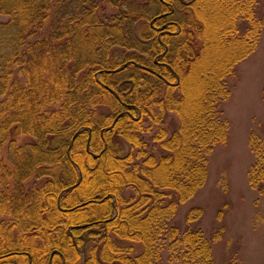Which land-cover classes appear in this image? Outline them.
Wrapping results in <instances>:
<instances>
[{
	"label": "trees",
	"instance_id": "1",
	"mask_svg": "<svg viewBox=\"0 0 264 264\" xmlns=\"http://www.w3.org/2000/svg\"><path fill=\"white\" fill-rule=\"evenodd\" d=\"M126 4L104 21L94 0H0V215L11 217L0 225V264H161L165 249L178 264L214 263L194 227L201 208L183 229L174 218L227 141V79L258 45V0ZM117 46L131 51L110 53ZM98 104L113 115L95 116ZM167 112L180 123L151 136L156 157L142 121L159 125ZM12 133L32 140L19 145ZM114 136L136 153L120 155ZM257 141L248 182L263 195ZM32 173L47 180L28 189Z\"/></svg>",
	"mask_w": 264,
	"mask_h": 264
},
{
	"label": "rangeland",
	"instance_id": "2",
	"mask_svg": "<svg viewBox=\"0 0 264 264\" xmlns=\"http://www.w3.org/2000/svg\"><path fill=\"white\" fill-rule=\"evenodd\" d=\"M97 14L104 21L119 10H124L126 3L136 6L149 0H94ZM120 11V12H121ZM124 13V11H123ZM116 15V14H115ZM258 17L264 18V0H258ZM118 16V15H117ZM4 19V17H1ZM147 20L138 19L135 29L146 28ZM131 50L113 47L110 53L128 54ZM85 68L79 77L88 71ZM230 95L222 103L223 116L229 121L230 127L227 141L213 147L208 157V176L204 185L197 193L178 207L174 221L180 228L186 227L185 215L192 207H200L201 215L195 220L194 227L201 229L209 239L213 250V264H264V194L254 191L248 182V170L255 160L250 146V139L257 138L256 146L262 148L264 154V25L256 49L240 61L234 74L227 79ZM53 107H50V109ZM95 116H112L113 110L106 104H98L92 108ZM180 119L176 113L167 112L161 124H151L143 120L142 126L151 127L150 132L140 138L147 143V152L158 156L160 143L152 144L151 136L160 128L171 133L178 127ZM11 139L17 144L32 140L31 136H16ZM113 140L121 149L120 155L129 154L136 148L129 140L114 136ZM260 140V141H259ZM256 142V140H255ZM7 144L2 148L1 155L5 159ZM139 160V159H138ZM47 180L44 176L32 173L24 185L26 188L40 187ZM7 182L8 181H4ZM133 189L125 191L126 196L133 195ZM10 215H0V225L8 222ZM111 237L116 239L115 234ZM122 244H131L135 253L143 246L119 240ZM175 257V252L171 254ZM161 264H178L170 260L167 249L163 251Z\"/></svg>",
	"mask_w": 264,
	"mask_h": 264
}]
</instances>
